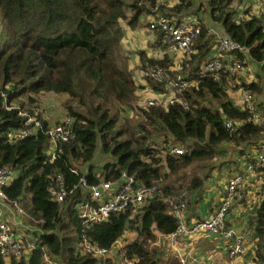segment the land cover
<instances>
[{
    "label": "trees",
    "instance_id": "trees-1",
    "mask_svg": "<svg viewBox=\"0 0 264 264\" xmlns=\"http://www.w3.org/2000/svg\"><path fill=\"white\" fill-rule=\"evenodd\" d=\"M160 1L0 0V89L10 85L9 101L22 106L23 97L29 104H36L40 94L65 95L66 114L74 133V139L63 144L61 154L49 162L48 138L43 132L9 141L11 133L22 131L23 121L16 111L0 106V167H10L16 173L4 192L21 204L30 223L39 229L24 241L25 248L34 245L29 257L11 259L9 264H45L44 256L56 264H114L77 251L82 227L74 205L81 200L79 191L61 204L52 201L48 193L55 174H60L69 188L76 184L82 176L77 164L88 167L86 178L90 184L96 183L92 161L98 150L112 159L102 166L101 176L106 180L114 181L126 172L139 184L157 185L161 194L138 210L111 215L106 222L88 229L87 237L99 247L110 249L129 230L136 234V240L125 246V252L128 259L136 260L135 264H180L166 255L165 247L153 246L156 233L169 235L177 228L163 199L183 191H202L207 177L186 179L185 170L194 162L211 160L218 146L246 147L264 138V126L244 125L235 133L225 129L224 118L241 120L245 113L228 96L229 89L237 88H231L228 77L221 76L218 81L198 80L196 87L186 90V108L173 103L165 110L151 107L142 111L135 129L138 136L121 139L127 129L115 130L119 112L133 109L138 93L145 87L137 85L134 72L142 71L146 62L171 67L167 55L155 59L144 50L137 52V64L129 66L130 54L122 47L126 29L147 31L148 23L141 18L154 11L174 19L182 14L198 16L197 10L192 12V1L179 0L170 9ZM235 1L242 0H202L201 6L225 36L249 48L252 62L262 63V21L255 16L237 21ZM198 22L201 32L195 42L197 65L211 45L207 27ZM156 46L165 49L164 44L150 48ZM142 80L153 91L159 90L149 80ZM242 86L261 93L258 85ZM43 125L45 129L47 123ZM173 146L185 153L171 155L169 149ZM72 168L79 173L73 174ZM256 216L258 256L263 258L264 200ZM0 264H6L1 257Z\"/></svg>",
    "mask_w": 264,
    "mask_h": 264
},
{
    "label": "built area",
    "instance_id": "built-area-1",
    "mask_svg": "<svg viewBox=\"0 0 264 264\" xmlns=\"http://www.w3.org/2000/svg\"><path fill=\"white\" fill-rule=\"evenodd\" d=\"M256 16L261 19L264 29V0H258ZM147 23V32L165 45L162 55L169 57L171 67L167 69L159 63L146 62L139 78L134 77L138 86L145 85L142 80L145 78L159 88L155 91L159 92L158 97L147 90L139 99L137 108L140 112L151 107L165 110L173 103L186 108L184 93L196 87L198 80L218 81L221 76H225L228 77L231 88L240 86V96L235 105L245 113V118L241 120L224 118L225 129L229 133H235L244 125L264 126V104L253 91L242 86L254 84L256 80L250 69L252 60L248 47L227 36H218L208 31L209 36L215 37L212 54L197 65L195 42L201 27L195 16L182 14L174 19L155 13L147 19ZM257 65L264 67V62ZM10 87L9 85L4 90L0 89V106L6 111H16L24 128L20 132L11 133L9 141L12 143L43 132L48 138L46 155L49 162L54 161L62 152L61 146L74 139L71 118L65 117L53 124L46 122L44 129L45 121L41 109L36 104L28 107L16 101L10 102L7 93L11 90ZM169 153L182 155L185 151L179 146H173ZM239 153V171L232 170L225 175L220 183L218 203L202 219L190 222L185 220L188 208L187 192L163 199L176 220L177 228L169 235L156 233L153 246L165 247L166 255L177 259L180 264H190L180 249L179 238L189 241L212 238L216 243L213 253L225 256L228 264H264V249L261 252L263 258L258 256L259 236L256 233V215L264 200V138L255 140L252 145L243 146ZM83 168L85 169L80 170L82 176L70 188L60 174H55L48 187L51 200L59 204L76 191L81 194V200L74 208L82 227L77 244L78 253L90 255L101 262L111 260L114 264H135L136 260L128 259L125 252V246L136 240L135 233L126 230L110 249H105L90 241L86 231L94 225L106 222L113 214L125 213L129 209L138 210L148 204L161 194L158 186L139 184L126 172H122L118 179L109 181L101 176L102 168L96 167L92 171V178L96 183L90 184L86 178L88 167ZM70 171L75 175L79 173L75 168ZM15 178L16 173L10 167H0V257L5 262L23 257L27 259L34 245L28 244L25 248L24 241L39 231L28 229L20 217L30 219L29 216L18 201L9 199L4 192V188L11 185ZM132 234L134 237L130 239ZM44 262L56 264L47 256H44Z\"/></svg>",
    "mask_w": 264,
    "mask_h": 264
},
{
    "label": "rangeland",
    "instance_id": "rangeland-1",
    "mask_svg": "<svg viewBox=\"0 0 264 264\" xmlns=\"http://www.w3.org/2000/svg\"><path fill=\"white\" fill-rule=\"evenodd\" d=\"M126 1L131 2L132 0H126ZM184 1L185 2L186 1H192L194 3V7L192 9V12L197 10L198 16H196L195 18L198 21L207 22V23L210 22L209 21L210 19L208 16V11L205 9L204 6H201L202 0H184ZM253 2H254V0L235 1V3L233 4V8H234L236 15H237V21H239L241 19L246 20L248 18H251L254 15L252 12V3ZM159 3L164 8L170 9L172 6L179 3V0H162ZM200 7H202V8H200ZM198 8H199V10H198ZM154 13H158V12L154 11ZM250 13H252V14H250ZM183 15H185V14H183ZM255 17H257V16H255ZM122 26L127 28L125 23H123ZM126 33L128 36L134 34L133 38H132L133 40L131 42H129L130 46L126 45L127 49H131L133 51V54H134L137 51V48L133 47L134 41L138 37H140V39L142 38L145 40L146 37L148 36V34L146 33V31L134 32V31H131L129 29H127ZM230 91H231L229 93L230 98L231 99L233 98V100L234 99L236 100L238 92L235 90H230ZM145 94H146V91H143V90L141 93L140 92L138 93V96H137L138 99H137V102L135 101L136 103H135V106L133 109H130L126 112H119V118H118L115 130L127 129V133L125 135H123L121 137V139H124V140L125 139H134L135 135H136V137L138 136V133L136 132L135 129L137 128L138 122H140V120H141V112L138 110L137 104L140 102L139 99L142 96H144ZM256 96H257L258 100H261L262 98H264L263 94H262V88H261V93H257ZM36 97L37 98H36L35 103L41 109L42 117H43V120L45 122H49L50 124H53V123L59 122L62 118L68 117L66 114L67 111L65 109V104L68 100H67V97L65 95H63V94L54 95V94L47 93V94H40ZM22 100H23V102H25L26 106L29 107L32 105L26 101L27 100L26 98L23 97ZM74 107L77 110L78 109L82 110V108L77 106V105ZM131 131H132V135L129 137ZM232 151H233V145H231V146L230 145L218 146L216 149L215 155L213 156V158L211 160L205 159L202 161L194 162L189 168H187L185 170V174H184V172L182 174H184L187 177L186 179H191L193 176H196V177H199L202 179L207 177V180L205 182L204 189H203L204 192H205V190H208V188H210V187L213 188L215 192H217L218 189L216 187V184H217V181L219 179L217 174L220 173V171H221L220 168L223 164V160L225 158V155L227 154L230 157L231 156L230 154L232 153ZM111 160H112L111 157H105V156L101 155L100 150H98L94 156L92 163L96 167V169H98V168H102V166L104 164L110 162ZM77 166H79L78 168L80 170L85 169L83 167H80L79 164H77ZM193 194H195V193H193ZM19 205L21 207L20 203H19ZM74 208H75V205H74ZM27 219L28 218L20 217V220L25 223V225L28 227V229L36 231L38 229V227L36 225L31 224L30 221ZM25 233H27V232H25ZM180 240H181V238H179V241ZM6 264H9L8 260L6 261Z\"/></svg>",
    "mask_w": 264,
    "mask_h": 264
},
{
    "label": "crops",
    "instance_id": "crops-1",
    "mask_svg": "<svg viewBox=\"0 0 264 264\" xmlns=\"http://www.w3.org/2000/svg\"><path fill=\"white\" fill-rule=\"evenodd\" d=\"M257 5H258V0H254V2L252 3V12H253V16H256V9H257ZM252 14V13H250ZM151 17V15L147 16V18H141V21L146 23L147 19ZM204 25L207 27L208 31H212L213 34L215 33V35L218 36H225L223 30L216 24L214 23H207V22H203ZM127 31V29H126ZM125 31V37L122 40V47L123 49H125L126 51L129 52L130 54V60H129V66H131L132 68L137 64V52L139 50H144L147 52V55L149 57L155 58V59H161L163 57L162 55V49L158 46L154 47V48H150L151 45H160L162 44L161 42H159L158 38L154 35H152L150 32H147L146 30H138L139 32H143L146 31V33L148 34V36L146 37V39H140V37H138L134 43H133V47L137 48V51L133 54V51L131 49H127L126 45H129V42H131L133 39V35L128 36L127 33ZM137 32V31H134ZM211 37V45H210V49L207 52L206 56L203 59H207L211 56L212 54V44L214 41V38ZM139 48V49H138ZM250 69L254 72L255 75V82L254 84L259 87L262 88V94L264 97V67H259L257 65V63L252 62L250 65ZM140 75V71L136 70L134 72V77L139 78ZM245 76V74H244ZM247 76V74H246ZM245 79V78H244ZM243 81V80H242ZM241 81V83H242ZM244 84V83H242ZM252 84V83H251ZM248 85V84H246ZM141 86V85H140ZM144 90L143 91H147L148 92H154V95L157 96L159 94V92H155L153 91L149 86L147 87L146 85H143ZM237 87V91L240 88V86H236ZM230 90H234V89H230ZM228 91V96L229 93L231 91ZM142 92V91H141ZM140 92V93H141ZM151 94V93H150ZM149 95V94H147ZM240 93L238 92L237 94V99L233 100V98L231 99L230 96L229 98L232 100V102L236 103V101L239 99ZM158 97V96H157ZM261 102L264 104V98L261 99ZM236 106V105H235ZM222 145H233V144H222ZM241 146L240 147H234L233 145V151L230 154L231 156L229 157V155H225V158L223 160V164L220 168V173H218V181L216 184V187L218 189L217 192L214 191L213 188H208V190H202V191H198V192H194L195 194H188V208L185 212V220L187 222L193 221V220H197V219H202L203 217L206 216V214L208 212H210L213 207L218 203V193L220 191V183L222 182V180L224 179L225 175H227L228 172H231L232 170H236L239 171V155H240V150H241ZM130 239H133L134 235L132 234L130 236ZM180 249L183 252V254L186 256L187 261L190 262V264H228L227 263V258L225 256L219 255V254H214L212 250L215 249L216 243L215 240L212 238H198L195 239L193 241H189L187 239H182L180 240Z\"/></svg>",
    "mask_w": 264,
    "mask_h": 264
}]
</instances>
